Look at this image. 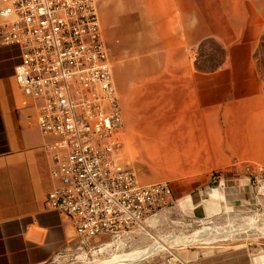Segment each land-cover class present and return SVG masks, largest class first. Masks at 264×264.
I'll return each mask as SVG.
<instances>
[{"label":"rangeland","instance_id":"obj_1","mask_svg":"<svg viewBox=\"0 0 264 264\" xmlns=\"http://www.w3.org/2000/svg\"><path fill=\"white\" fill-rule=\"evenodd\" d=\"M202 1L196 17L205 25L198 19L196 25L181 23L185 7L176 0H135L131 6L97 0L121 110L123 156L141 184L166 183L170 196L118 238L69 236L68 246L46 264H115L152 246L157 248L129 264L173 256L183 264H254L264 253V0H250L248 7L241 0H209L206 7ZM248 20L258 38L246 63L255 67L259 86L239 106L241 118L225 120L222 104L214 109L222 114L218 120L183 119L192 105H173L172 89H184L188 80L192 89L195 70L245 63L241 38ZM193 27L196 36L202 32L199 39L193 40ZM237 88L231 86L227 99ZM232 124L235 140L250 141L249 147L236 151L228 141L225 146ZM203 127L211 129L213 142L217 127L221 153L204 151L197 136Z\"/></svg>","mask_w":264,"mask_h":264},{"label":"built area","instance_id":"obj_2","mask_svg":"<svg viewBox=\"0 0 264 264\" xmlns=\"http://www.w3.org/2000/svg\"><path fill=\"white\" fill-rule=\"evenodd\" d=\"M0 44L16 46L14 78L36 100L57 185L45 206L82 241L141 224L170 196L141 184L122 151L121 110L97 0H0ZM156 264H183L173 257Z\"/></svg>","mask_w":264,"mask_h":264},{"label":"crops","instance_id":"obj_3","mask_svg":"<svg viewBox=\"0 0 264 264\" xmlns=\"http://www.w3.org/2000/svg\"><path fill=\"white\" fill-rule=\"evenodd\" d=\"M176 1L185 7L186 15L181 23L196 25L198 19V24L205 25L206 21L196 17L197 0ZM207 1H202L204 7ZM237 2L246 7L251 5L250 0ZM124 3L131 6L135 0H124ZM247 26L241 38L246 42L242 57L245 63L219 67L214 71L195 70L192 89H189L191 80L184 82L186 89H172L173 105H189V108L192 105L191 110L184 112L186 116L183 119L195 122L218 120L222 114L214 109L222 104H226L223 111L225 120L241 118L239 106L248 103L259 86L255 67L246 63L249 60L248 51L258 35L252 33V21L248 20ZM201 34L199 32L196 36V28L193 27V40L199 39ZM145 46L151 47L149 43ZM19 62L20 50L16 46L0 44V264H46L68 246L71 241L69 236H77L69 218L45 206L46 195L57 185V181L51 176V160L44 148L47 139L36 120V100L22 94L14 78ZM235 84L238 88L232 90L229 100L227 95ZM236 127L233 124L229 126L230 133L228 137L227 131L224 133V140L225 146L228 141L237 151L244 146L249 147L251 143L245 139L235 140ZM145 128L139 126L141 131ZM201 130L202 133L197 136L202 140L201 146L207 149L204 151L221 153L222 136L216 140L217 127L214 142L211 129L203 127ZM261 145L264 152V139ZM254 260V264H264V253Z\"/></svg>","mask_w":264,"mask_h":264},{"label":"bare ground","instance_id":"obj_4","mask_svg":"<svg viewBox=\"0 0 264 264\" xmlns=\"http://www.w3.org/2000/svg\"><path fill=\"white\" fill-rule=\"evenodd\" d=\"M170 239V238H169ZM174 239V238H173ZM190 239V238H189ZM173 242V241H172ZM157 248V247H156ZM154 246L149 247L147 249L138 251L137 253H128L123 255L122 257L118 258L115 260V264H129L132 260L137 259V258H141L147 254H149L150 252H152L153 250L156 249ZM112 260L106 262V263H101V264H108L110 263ZM114 262V261H113Z\"/></svg>","mask_w":264,"mask_h":264}]
</instances>
